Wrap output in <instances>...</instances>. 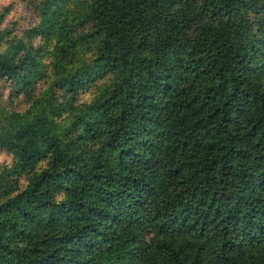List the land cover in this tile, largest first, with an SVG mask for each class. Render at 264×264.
I'll list each match as a JSON object with an SVG mask.
<instances>
[{
    "label": "trees",
    "instance_id": "trees-1",
    "mask_svg": "<svg viewBox=\"0 0 264 264\" xmlns=\"http://www.w3.org/2000/svg\"><path fill=\"white\" fill-rule=\"evenodd\" d=\"M0 264H264V0L0 6Z\"/></svg>",
    "mask_w": 264,
    "mask_h": 264
},
{
    "label": "rangeland",
    "instance_id": "rangeland-1",
    "mask_svg": "<svg viewBox=\"0 0 264 264\" xmlns=\"http://www.w3.org/2000/svg\"><path fill=\"white\" fill-rule=\"evenodd\" d=\"M12 0H0V6L2 5H6L8 4L9 2H11ZM11 17H14V15H12ZM3 157V156H2Z\"/></svg>",
    "mask_w": 264,
    "mask_h": 264
}]
</instances>
